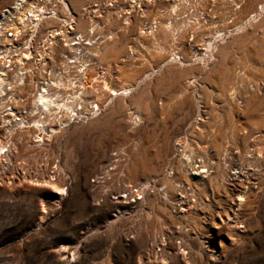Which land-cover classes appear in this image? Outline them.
Returning a JSON list of instances; mask_svg holds the SVG:
<instances>
[{"label": "rangeland", "instance_id": "rangeland-1", "mask_svg": "<svg viewBox=\"0 0 264 264\" xmlns=\"http://www.w3.org/2000/svg\"><path fill=\"white\" fill-rule=\"evenodd\" d=\"M13 1L0 0V12ZM66 1L65 8L59 0H27L20 10L43 9L40 35L71 19L94 41L88 63L107 84L81 93V106L97 104V111L60 123L54 116V133L37 144L33 127L6 130L0 116V139L16 144L12 175L0 181V264H264V173L244 201L233 194L240 184H219L220 172L186 176L181 162L203 147L219 158L248 144L264 152V0H218L223 22L214 14L201 32L205 42L219 33L212 47L189 36L182 62L170 43L158 50L139 34L166 0L146 1L142 15L129 0L113 2L119 15L106 3L98 17L85 13L93 0ZM57 47L54 79L74 77L61 68L66 50ZM250 81L259 87L248 91ZM132 187L145 188L141 198L127 195ZM178 198L186 201L177 210ZM236 202L241 223L234 225L226 214ZM158 235L160 251L152 247Z\"/></svg>", "mask_w": 264, "mask_h": 264}, {"label": "bare ground", "instance_id": "bare-ground-1", "mask_svg": "<svg viewBox=\"0 0 264 264\" xmlns=\"http://www.w3.org/2000/svg\"><path fill=\"white\" fill-rule=\"evenodd\" d=\"M93 1L96 2L93 5L95 7L87 6L85 8L86 14L92 13L91 15L93 17L101 16V12L104 13V11L106 10L105 4L107 3L110 6H114V11L112 12H115V14L118 13L119 15L120 11H115L117 5H113V2L117 3L119 0ZM146 1L154 4L159 3V1L157 0H129V7L134 8V10L135 7L138 10H141L142 15L145 13L143 5L146 6ZM59 2L63 5V7H68V3L66 0H59ZM218 4V0H166V7L159 6L156 12L154 13L153 21L150 22L149 25H145L148 24L147 22H145V27L140 29L139 34L143 37L149 36L151 38L152 45L155 49L158 50L167 47V45L170 43V46L172 47L171 52L176 51L175 53H181V57H175V54L171 53L172 58L176 60L178 59L179 62H182L184 60V52L186 51L185 43L188 46H191L187 39L189 36H191L195 42L201 43V45H205V50L210 49L212 47L214 39L213 34L219 33L217 31L210 33L207 42H205V39L201 37V32L205 28H207V26L209 27V25L214 22L211 20L214 14L216 15V17H218L219 22H223L222 13L224 12L225 6L222 5V7H220L218 6ZM209 5L212 6L211 13H209L207 10ZM123 7L125 6H121L120 9H123ZM32 8L33 7L29 6L27 8H24L23 10H19L17 21L13 24L12 28L16 29L17 24L24 23L23 18L24 16H28V14H30L31 16H35L36 14H34V12L36 11L43 13L42 8H37V10L35 11ZM120 16H122V12ZM90 21L91 24L89 25L90 29L88 30V32H91V30L93 31L97 25L94 24L95 21L93 19ZM56 41V37L54 36V42ZM88 42L89 46L93 47L92 45L94 41H92L91 38L88 40ZM54 53H56V50L54 51ZM88 54L92 56L91 52H88ZM80 63H82V61ZM74 72L77 74H75V76L72 78L64 77V80V78L58 77L57 79H54V102L50 98L45 97L43 93H38L35 100V105H39L37 107H41V113H43L44 111L46 112L49 106H54V116H56V118L58 116L59 119L56 120L58 121V123H60V121H63V119H60L61 117L70 118L72 115L80 114V112L87 109H85V106H81L82 102H84L81 96V93L84 92V89H92L96 85H103L101 82H103L104 84L106 82L105 80L101 79L102 75L100 76V72L96 71L91 64L89 66V63L82 71ZM248 85L250 86L248 88V91L254 90L255 88L259 87L258 82L256 83L254 81H250ZM66 87L69 88L68 90H71V87L74 88L73 93H66ZM106 89L109 92H112L113 94H117L116 88L106 86ZM59 90L64 95L59 94ZM70 101L72 102L70 103ZM89 105L90 102L87 106ZM95 106L97 108V104ZM40 116L41 114L32 119L34 120L35 124L37 123L35 119H41ZM43 117H45V114H43ZM4 120L2 122H5ZM43 121L44 120H42V122ZM13 145L16 148V144ZM260 147H258L257 144H248L246 150H244L243 153L238 147L231 148V150L225 149L224 157L220 158L219 155L215 154L213 148L212 154L208 152L207 147H203V150L199 152L202 154L196 153V155L192 152V149H190L188 154H183L181 162L184 170H196L199 167H202L205 173H209L206 177L210 175H212V177H215L218 172H220V177L218 180L219 184L222 183V180H224L225 182L227 181V183L230 185L240 184V188L237 189V191H235L233 194H235L236 196H241L245 201V199H247L250 194H253V190H250L249 186H252L254 184V181H256L257 188H260L263 181L262 175L264 171H261V166H264V152L262 149H260ZM197 156H200V158L202 159L200 160L201 164L198 166H196L195 164V157ZM224 170H227L225 174ZM229 171L231 174L229 173ZM221 176H223V179L221 178ZM242 179L243 181L239 182ZM57 192L59 195L61 194L60 190H57ZM185 201L186 200H184L183 202ZM234 206V209H232V207L229 209L231 213L229 215L226 214V217L231 220L232 223H235L234 225H236V223H241L239 222L237 215L241 206V202H236ZM218 214L222 216L219 211Z\"/></svg>", "mask_w": 264, "mask_h": 264}, {"label": "built area", "instance_id": "built-area-1", "mask_svg": "<svg viewBox=\"0 0 264 264\" xmlns=\"http://www.w3.org/2000/svg\"><path fill=\"white\" fill-rule=\"evenodd\" d=\"M26 1L14 0L9 8L0 12V116L5 118L2 126L6 130H14L11 128L13 126L27 129L33 127L35 136L32 142L37 144L42 142L44 136L54 133V106H49L46 112L41 113V107L35 105L38 93H43L45 97L54 102V59L57 56L54 51H57V46H62L64 51L66 50V53L63 54L61 68H66L67 72L72 69L70 72L73 73L74 70H77V72L82 71L88 65L86 63H88L89 51L86 48L89 46V37L83 32L75 31L71 19L66 21L62 29L47 30L40 35L37 27L44 11L43 13L34 12L35 16L30 14L24 16V23H21L19 28H12L14 23L11 22L17 17L16 15H18L19 10L22 9ZM36 6L37 4H30L34 11L38 8ZM48 14L51 15L54 12ZM54 36L56 42H54ZM81 61L82 63H80ZM95 105H89L82 112L97 111L98 108ZM40 114L41 119H35L37 121L36 126L32 119ZM43 114H45V117H43ZM73 116L76 115H72L70 118H73ZM131 119L136 123L139 121V116L133 115ZM42 120L44 121L42 122ZM13 144L15 142L8 135L5 139H0V149H2L0 151V160L2 161V164L0 163V181L8 179L12 175L10 173V156L13 148H15ZM195 160L196 166L201 164L200 160L202 159L200 157H196ZM51 166L46 179L54 181L56 176L54 162ZM20 172L21 177H26L24 171L21 170ZM168 173L171 175L170 172ZM194 173L200 174L205 173V171L202 167L196 170H185L186 176H191ZM14 174H19V172L15 171ZM144 189V187L129 188L127 195L139 199ZM177 200H179V204H176L173 208L178 210L180 206L182 207L184 200H180V198ZM156 237L159 242H155L152 247L156 251H160L163 238L160 240L159 235Z\"/></svg>", "mask_w": 264, "mask_h": 264}]
</instances>
